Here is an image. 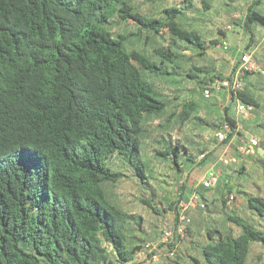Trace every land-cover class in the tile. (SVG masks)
I'll return each mask as SVG.
<instances>
[{
  "label": "trees",
  "instance_id": "trees-1",
  "mask_svg": "<svg viewBox=\"0 0 264 264\" xmlns=\"http://www.w3.org/2000/svg\"><path fill=\"white\" fill-rule=\"evenodd\" d=\"M148 1L158 7L144 10L137 0H0V264H134L164 230L153 222L149 231L116 188L132 179L145 195L135 203L159 222L169 212L177 217L179 205L158 193L150 162L187 174V184V166L225 145L217 137L224 122L239 125L237 99L262 109L253 72L237 96L228 95L223 120L202 117L182 93L204 97L207 85L226 78L206 59L220 39L190 22V15L214 9V0ZM256 23L264 18L249 10L242 27L253 36ZM228 26L216 29L222 39ZM188 128L202 132L190 136ZM232 152L245 157L235 146ZM253 162L264 173V160ZM217 164L218 174L228 168L226 184L229 176L237 181L227 192L235 190V201L242 198L264 220L260 185L241 182L246 167ZM186 184L182 198L197 193L204 202L187 212L194 253L179 251L163 264H248L253 244L264 249V231L234 206L226 210L220 180L217 188Z\"/></svg>",
  "mask_w": 264,
  "mask_h": 264
},
{
  "label": "rangeland",
  "instance_id": "rangeland-1",
  "mask_svg": "<svg viewBox=\"0 0 264 264\" xmlns=\"http://www.w3.org/2000/svg\"><path fill=\"white\" fill-rule=\"evenodd\" d=\"M143 2L146 3L145 5H143L144 10H150V9H154L155 7H158L157 5L151 3L148 0H137L138 4H143ZM218 2H219L218 0H214V9L209 11L206 16H205V13H203V12H202L203 15H200V13H199V15H193V14L190 15L192 17V19H195V20H190V22L193 23L192 25L194 27H201L205 31H207V34H208L210 39L214 38V34L217 35V33H216L217 27H224L225 25L232 26L233 31L229 30L227 27L228 33H227V42L226 43L227 44L229 43L231 45V47L233 46L234 50H236L238 48L245 49L247 44H248V37L245 41H240V32H243L244 29L230 23L234 20L239 22V23H242V22H240L239 19L232 18V17L230 18L229 17L230 14H229L228 9L226 8L225 4H223L221 7V6H218L219 5ZM236 2L242 3V0H236ZM225 3L231 4L232 1L231 0H227V1L225 0ZM203 16H205V18ZM261 27L264 29V26L261 25ZM219 39L221 41V45L223 46L222 37L220 36ZM224 46H225V44H224ZM246 49H250L249 46ZM221 53L226 54L223 47L210 48L207 51L206 59H208L209 61H213L214 63L221 64L222 63V58L220 56ZM240 57H242V53H241ZM262 58H263V55H262ZM255 59L257 61L256 57H255ZM262 63L264 65V61H262ZM256 72H258V73H256ZM254 73H255V75L251 76L252 79H256V81L254 82V85L257 84L262 88L261 91H259L260 92L259 98L261 100L260 104H261V108H262V109H260L262 112L261 118H257V120L254 121L255 124H257V122H260V124L258 123L259 125L257 126L256 132H255V135L260 139V143H259V146L255 149L254 154L248 155V158L246 156L241 157L238 165H232L231 168L241 169V166L245 164L247 173H250L251 175H249L247 173H245V175H243V174L240 175V176L244 177V178L241 177V182H244L246 186L247 185L248 186H254V183L257 182L261 187V189L259 191L261 192V195L264 196V173L253 162L256 160V158L264 160V67H263V70L260 69V70L255 71ZM183 87H185V86L183 85ZM256 90L257 89L255 88V91ZM199 92L201 93V91H199ZM202 94H203V92H202ZM257 96H258V94H257ZM182 97L184 99H186L187 101L195 102L199 107V114L202 115V117L209 118L210 121L223 120L221 117L224 116L226 107L228 105L223 106V105H220L219 103L222 102L223 104H228L230 101V100H228V102L224 101L223 98L219 96V94H215L211 98H205L199 94L191 95V93L189 91L183 92ZM214 99L217 101V105H215L213 103ZM210 104H213V108L210 107ZM248 119H250V118H246V119L243 118V120L246 122L248 121ZM244 121H242V122H244ZM188 129H189V131H188L189 134L184 133L182 137H184L186 134L193 136L194 133L202 132L199 129H194V130H190V128H188ZM245 132H246V130L244 131V135H245ZM145 157H146L147 161L150 158L148 155H146ZM206 157L209 158L206 162H208V161L210 162L212 156L206 154L205 158ZM199 166L200 165H197V167H199ZM150 167L154 170V176L156 178H158V181H154V183L157 186L158 193L162 197L168 198L171 201L178 203V205L181 201H185V199H183L182 197L185 196L189 192V190L187 192H185V189H183V186L187 182V179L185 177L187 174L186 175L174 174V172L171 169H168V168L164 167L163 165L156 164L153 162H150ZM189 168L190 167L187 166L186 172L188 174H190V176H191V172H190ZM242 172H245V171L242 170ZM193 181H194V177L192 175L189 178V181L186 184V187L193 184ZM220 182H221V180H220ZM236 182L237 181L234 177L229 176V181L227 184L223 179L222 183L220 184V188H221L220 190L224 193L225 196L230 195L231 193L227 192L228 191L227 185H229L233 188L236 186ZM181 193H182V196H181ZM232 193H233V195H236L235 190H232ZM116 194L118 196L126 195L125 197L123 196L125 198V199L124 198L123 199L126 201L125 203L123 202L124 205L127 208H131L133 213L141 214L143 216V218L145 220L144 221L145 227H147L149 231L152 229H155L153 222L157 223L159 229L164 230V233L166 231H169V230L174 228L175 223H176V214L174 212H169L168 214L165 215V218L163 219V221L159 222L158 219H156L151 214L149 209H145L140 203H135L136 200L138 201L139 199L145 197V195L138 191L137 185H135L133 183L132 179H127L122 184H120L116 188ZM133 197L135 199L134 201H133ZM133 204H134V206H133ZM216 208H218L217 205H215V209ZM234 210L240 216L249 220L256 228L264 231V220H261L256 215L251 213L248 210L247 205L242 198L236 199V201L234 203ZM164 233L161 235V237L158 240L148 241L145 243V245L147 243H154L155 245H157L158 249H160V253L158 252V254L160 255L159 261L155 262L151 257V255L156 253V251H153L150 253L149 250L145 248V250L139 251L137 253V255L135 256L134 264H163V262H165V260L167 258L165 255L167 254L168 250L166 248V244L161 243V240L163 238ZM158 235H160V234H157V236ZM186 238H187V235L184 239H181L179 241V245L177 247L178 252L182 251L184 249L183 242L186 240ZM182 247H183V249H182ZM263 259H264V249L259 244H256V243L253 244L252 251L250 253V260H249L248 264H264Z\"/></svg>",
  "mask_w": 264,
  "mask_h": 264
},
{
  "label": "built area",
  "instance_id": "built-area-1",
  "mask_svg": "<svg viewBox=\"0 0 264 264\" xmlns=\"http://www.w3.org/2000/svg\"><path fill=\"white\" fill-rule=\"evenodd\" d=\"M229 30H232V26H228ZM258 70V63L255 59L252 51H246L243 53L238 66L230 72L226 78L217 79L213 83L207 85L203 91L205 98H211L215 94L221 91H226L229 96H237L239 91L244 89V77L247 74H251ZM255 107L253 105L245 104L240 99L236 102V117L238 120L243 118H251L254 115ZM240 126L233 127L230 123L224 122L222 129L218 131L217 137L220 143H225V147L219 156L218 163L223 166H229L240 162L238 156L232 152L233 146L236 147L237 152L242 156H248L255 153V149L259 146L260 139L257 136L245 135L240 136ZM205 155H201L199 160L201 161ZM220 176L213 168L210 169L206 177L201 181L206 188H214L218 185ZM226 210L231 211L234 206L235 196L233 194L227 195ZM204 207L201 197L197 193H193L190 197L179 203V211L176 217V224L173 229L166 231L163 235L161 243L166 244L168 250L166 257H175L179 241L184 239L187 235L191 219L187 212L189 209ZM146 249L149 252L156 251L151 255L152 259L156 262L159 261L160 249L154 243H147Z\"/></svg>",
  "mask_w": 264,
  "mask_h": 264
},
{
  "label": "crops",
  "instance_id": "crops-1",
  "mask_svg": "<svg viewBox=\"0 0 264 264\" xmlns=\"http://www.w3.org/2000/svg\"><path fill=\"white\" fill-rule=\"evenodd\" d=\"M231 1H232L231 4H229V3L226 4L224 2L220 6L222 7V5L225 4V6L228 9V12L230 14L229 17L239 19L240 22H242V23L238 22L240 24V26H238V27L243 28L242 25L244 23V20L246 19V16H247L249 10L257 12L258 14H260L264 18V0H242V3H240V2L237 3L236 0H231ZM207 14L208 13H205V16ZM200 15H203V13L202 14L200 13ZM205 16H203V17L205 18ZM262 26H264V25H262ZM253 28L255 30V35H253V36L246 33L245 30H243V32H240V41H245L248 37V44H247L246 48L249 46L250 49L238 48V49L234 50L233 46L231 47V45L229 43L228 44L226 43L227 42V35L225 38H223V43L225 44V46L220 45L219 47H223L226 54L225 53L220 54V56L222 58L221 64L215 63V64H217V73L222 74L223 76L227 77V75L230 72H232L238 66L240 59H241V57H240L241 53L243 55V53L248 51V50L252 51L254 53V56L257 58L258 70H260V69L263 70L264 65H263L262 61H264V29L261 27V24H259V23L253 24ZM231 31H233V30H231ZM213 39H219V36L214 34ZM253 39H254V41H253ZM262 55H263V58H262ZM224 93L226 95V98L221 96V93H218V94L220 97L223 98L224 101L228 102L229 96H228L226 91H224ZM213 102H216V104L215 103L214 104L217 105V101L215 99ZM219 104L223 105V106L227 105V104H223L222 102H220ZM210 107L213 108V104H210ZM261 113H262L261 110L257 109V110H255L254 115L250 119H248L247 122L244 121L243 119H241L239 121V126H240L241 131L246 130V132H245L246 136H248V137L250 135L256 136L255 132H256L257 126L260 124V122H257V124H255L254 121H256L257 118H261ZM242 121H244V122H242ZM218 146L219 145H217L215 148L212 149L213 154H212L210 162L205 161L199 167L194 166L192 169H190L191 176L193 175L194 183L196 186H201V181L206 177V175L210 169L214 168L217 171V169L219 168V165L217 164L218 159H219V156L222 153L225 145L222 147H218ZM242 166H245V164ZM226 169H228V168L221 167V171L223 173H219L220 180H221L220 184L223 181L222 178L226 175L225 174V172L227 171ZM220 184H219V186H220ZM216 190L217 189L215 188L213 191H207V193H206L207 197L212 199L215 196ZM183 244H184L183 245L184 249L182 247L183 250H185L189 253H192V254L194 253L192 250L193 245L190 242L185 240L183 242Z\"/></svg>",
  "mask_w": 264,
  "mask_h": 264
}]
</instances>
